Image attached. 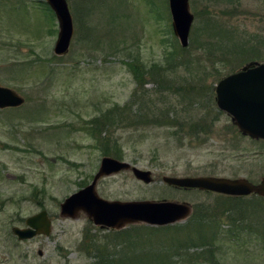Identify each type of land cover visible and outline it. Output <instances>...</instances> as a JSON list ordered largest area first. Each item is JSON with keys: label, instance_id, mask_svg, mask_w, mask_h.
<instances>
[{"label": "rangeland", "instance_id": "rangeland-1", "mask_svg": "<svg viewBox=\"0 0 264 264\" xmlns=\"http://www.w3.org/2000/svg\"><path fill=\"white\" fill-rule=\"evenodd\" d=\"M188 1L194 19L188 46L181 48L168 0H67L74 35L67 55L52 60L57 23L42 8L44 0H0V85L24 99L18 108L0 110V264L95 263L80 249L84 231L101 242L108 230L83 214L72 221L61 218L58 204L92 181L102 157L150 171L153 179L144 184L130 171L101 178L95 190L107 201L186 202L193 213L222 207L221 195L175 189L163 177L259 182L264 144L236 130L217 109L213 88L249 62L264 64V0ZM135 61L149 71L140 88L124 64ZM155 92L178 105L182 122L203 118L204 131L184 127L182 133L156 121L157 108L164 105ZM143 95L159 101L148 112L142 105L148 118L135 124L143 115L138 112ZM132 101L126 118L120 109ZM94 119L108 121L95 137L88 133ZM243 198L219 224L223 231L216 239L224 236V243H214L213 260L190 248L170 264H264V198ZM40 205L51 214V234L19 242L11 229L25 227ZM147 234L141 235L146 250L133 249L137 254L149 253L152 245L165 253L174 244L166 232L155 233L156 239ZM24 254L30 257L25 260Z\"/></svg>", "mask_w": 264, "mask_h": 264}, {"label": "water", "instance_id": "water-1", "mask_svg": "<svg viewBox=\"0 0 264 264\" xmlns=\"http://www.w3.org/2000/svg\"><path fill=\"white\" fill-rule=\"evenodd\" d=\"M67 0H44L57 22V37L53 55L65 56L73 37V23ZM171 27L181 48L188 46V38L194 17L188 0H168ZM215 105L230 117L231 123L244 136L264 140V64L249 62L237 72L223 77L215 85ZM24 99L15 91L0 86V110L20 107ZM120 171H130L132 176L144 183H152L150 171H143L130 164L110 157H102L92 181L81 190L68 196L60 203L59 216L77 219L86 216L93 226L104 230H122L131 225L164 227L174 225L189 218L192 207L186 202L175 201H107L98 196L96 184L101 178ZM162 182L182 190H198L226 197L243 198L255 195L264 198V177L258 184L245 179L220 177H163ZM25 228L13 227L11 232L19 241L36 236L48 237L51 223L46 212L29 216Z\"/></svg>", "mask_w": 264, "mask_h": 264}, {"label": "trees", "instance_id": "trees-1", "mask_svg": "<svg viewBox=\"0 0 264 264\" xmlns=\"http://www.w3.org/2000/svg\"><path fill=\"white\" fill-rule=\"evenodd\" d=\"M25 0H22L24 2ZM41 6L44 10L49 12V14L54 19L52 11L48 8V6L41 2ZM181 51H183L181 49ZM52 60H60V58H53ZM124 64L128 68V72H130L133 75V78L135 80V83L137 87H142L144 85L143 77L148 75L149 71L145 69V66L140 65L138 62H124ZM160 83L163 84V80H161V77H158ZM153 95L155 97L159 95L161 105H164L162 109L157 108L159 111V115L155 117L156 121H161V123H165V126H169L171 128H179L181 132H184V127H187V129L191 128L192 130L198 131L203 130L204 131V119H191L189 122H182L185 120L180 119L177 114V107L178 105L166 103L160 92H155ZM136 96L133 95L132 98H135ZM144 99L140 98L141 109L138 110L139 113L143 114L142 116H139V119L136 121L138 123L135 124H141V121L148 118V114H146L150 109V107H155L156 102L159 101L158 98H155V100L149 99L150 97L143 95ZM138 100V99H137ZM167 100V99H166ZM167 102H170L167 100ZM133 101L131 103L128 102V104L124 105L123 108L120 109L121 115H125L124 117H128L127 114L130 113L131 107ZM146 107V111L144 112V106ZM129 108V109H128ZM130 110V111H129ZM118 111V110H113ZM143 111V112H142ZM121 121V120H120ZM151 121V120H150ZM153 120V124H157V122ZM91 124L88 127V133L92 136H94L96 133H102V131L107 125V122L105 119L99 120L94 119L90 121ZM89 122V123H90ZM131 123V122H130ZM197 128V129H196ZM95 137V136H94ZM109 155V152L105 155ZM117 155V154H116ZM86 186V185H83ZM82 186V187H83ZM218 199L222 201L221 205L222 207H212V208H201L193 210V213L188 221L185 224L182 225H175V226H165V227H148V226H142V225H134L129 226L125 230L121 231H112L108 230L107 234L104 235L101 242L100 239L91 236L88 231H84L82 242L80 245V249L83 254H85L88 257H91L94 259L93 264H136L138 261H140L138 264H142V259H146V261H157L159 260L160 264H170L172 263L169 259L178 258L181 256L182 253H189L188 250L190 248H196L201 250L198 254L199 258H202L206 261L213 260L212 254V248L214 246V243L216 241H220L221 243H224V239H216L220 233H222V229L220 230L219 224L221 223V220L226 217L229 218L233 214V209L236 208L234 206H238L240 202L243 201L244 198H231V197H222L218 196ZM225 206H228L230 208H223ZM234 207V208H231ZM231 214V215H230ZM237 216V215H236ZM236 217L233 216L232 219H235ZM235 224V223H234ZM234 224H231L234 226ZM150 238L156 239L155 237H152L157 232H166L169 236L171 241L174 242V244L168 245L169 247H172L170 249H165L163 252L165 253H157L156 249H154V246L152 245L149 249L150 252L146 253L145 255L137 254L138 252H134L133 249L141 248V252L143 253L146 249L145 242L143 239H141V235L146 234L147 231ZM243 231V230H242ZM238 233H240L238 231ZM234 235L233 233H231ZM234 237V236H233ZM216 245V244H215ZM121 248V249H120ZM166 248V247H165ZM141 255V256H140ZM142 260V261H141Z\"/></svg>", "mask_w": 264, "mask_h": 264}, {"label": "flooded vegetation", "instance_id": "flooded-vegetation-1", "mask_svg": "<svg viewBox=\"0 0 264 264\" xmlns=\"http://www.w3.org/2000/svg\"><path fill=\"white\" fill-rule=\"evenodd\" d=\"M231 121V120H230ZM237 129V128H236ZM246 138H249V140H251V141H253V142H255L256 143V145H258L259 144V146L261 145V144H264V140H261V139H252V138H250L249 136H245ZM264 177V175L262 176V177H260V179H259V181H261V179ZM243 179H245V178H243ZM245 180H247V179H245ZM248 182H250L249 180H247ZM250 183H252V184H258L259 182H257V183H253V182H250ZM251 196H255V195H251ZM250 197V196H249ZM40 207V209H39V211L37 212V213H40V212H42V211H45L46 212V216H47V219L50 221V223L52 222V217H51V214H49V211H47V210H45V208H43L41 205L39 206ZM58 211H60V205L58 204ZM37 213H35V214H37ZM24 224H25V221H24ZM23 224V225H24ZM25 226V225H24ZM51 226H52V223H51ZM51 232H52V228H51ZM15 237V236H14ZM42 236L41 235H39V236H36V237H34V238H32V239H30V240H26V241H22V243H28V242H31L32 240H34V239H38V238H41ZM16 238V237H15ZM17 239V238H16ZM20 242V241H19ZM67 253V250H65L64 248L62 249H60V254H62L63 255V258L64 259H66L67 257H68V255L66 254ZM36 256H38L39 258H42L43 257V252L41 251V250H37V252H36ZM24 258H25V260L28 258V257H30V255H27V254H24V255H22Z\"/></svg>", "mask_w": 264, "mask_h": 264}]
</instances>
